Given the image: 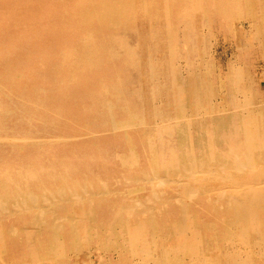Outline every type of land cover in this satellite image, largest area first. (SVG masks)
Here are the masks:
<instances>
[{
  "label": "bare ground",
  "instance_id": "bare-ground-1",
  "mask_svg": "<svg viewBox=\"0 0 264 264\" xmlns=\"http://www.w3.org/2000/svg\"><path fill=\"white\" fill-rule=\"evenodd\" d=\"M261 70L264 0H0V264H264Z\"/></svg>",
  "mask_w": 264,
  "mask_h": 264
},
{
  "label": "rangeland",
  "instance_id": "rangeland-1",
  "mask_svg": "<svg viewBox=\"0 0 264 264\" xmlns=\"http://www.w3.org/2000/svg\"><path fill=\"white\" fill-rule=\"evenodd\" d=\"M229 58H230V56H229ZM257 81H259V83L261 84V86L264 89V71L263 70L260 71V74L258 76V80Z\"/></svg>",
  "mask_w": 264,
  "mask_h": 264
}]
</instances>
